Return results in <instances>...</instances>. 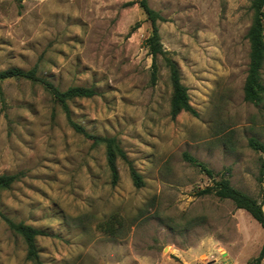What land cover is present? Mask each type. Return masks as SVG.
Listing matches in <instances>:
<instances>
[{
  "label": "rangeland",
  "instance_id": "obj_1",
  "mask_svg": "<svg viewBox=\"0 0 264 264\" xmlns=\"http://www.w3.org/2000/svg\"><path fill=\"white\" fill-rule=\"evenodd\" d=\"M130 1L0 0V71L36 68L62 91L94 88L96 96L69 101L73 121L116 138L144 181L137 188L118 159L112 185L105 147L77 133L40 83L8 79L0 82V175H23L0 191V210L48 234L36 240L44 264H248L264 229L232 201L197 193L225 178L262 199L264 151L249 140L264 145V100L246 102L243 92L253 0H148L166 20L163 47L198 113L176 119L161 57L150 83L151 25L138 4L124 6ZM26 255L0 218V264H32Z\"/></svg>",
  "mask_w": 264,
  "mask_h": 264
},
{
  "label": "trees",
  "instance_id": "obj_2",
  "mask_svg": "<svg viewBox=\"0 0 264 264\" xmlns=\"http://www.w3.org/2000/svg\"><path fill=\"white\" fill-rule=\"evenodd\" d=\"M19 3L21 0H16ZM138 4L145 13L147 20L151 25V33L145 40V45L152 57L150 67V83L155 85L158 80L159 65L158 58L161 57L169 71V79L171 83L172 93L170 100V115L172 119H176L182 112L190 113L193 116H198L197 111L190 103L188 88L182 83L180 69L177 62L170 56L169 52L163 47L159 23L165 22L161 14L154 10L148 0H135L124 4V6H133ZM252 10L254 12L252 25L247 33V38L250 45L249 67L244 85V100L252 104H261L264 100V83L262 81V70L264 67V0H253ZM8 79H25L35 83H40L48 92L51 93L54 100L62 108L66 115L68 124L79 134H82L87 139L92 141L94 146L103 145L105 147L106 163L110 173L111 184L117 185L120 180L119 169L117 165L118 159L125 161L129 167V171L134 185L140 188L144 185L142 175L134 167L129 160L126 152L120 146L119 142L114 137H98L89 134L81 125L73 121L69 101L72 99L92 98L97 92L94 88L85 87H70L67 90H60L52 82L41 78L37 75L36 68L24 70L21 68H10L0 71V82ZM0 96L3 99V93L0 88ZM249 146L257 151H264V145L257 139L251 138ZM184 159L191 165L198 167L205 172L209 177H214V172L210 170L203 162L195 157L184 154ZM23 173L0 175V191L8 190L17 182ZM198 196L214 195L220 199H228L232 201L237 209H241L250 214L254 220L264 229V190L262 199H257L247 195L246 193L234 188L228 179L214 181L212 186H208L197 193ZM0 218L4 220L8 228L15 234L21 236L26 244V258L32 264H44L39 256L36 240L40 236L48 234L38 228L26 225L22 222H15L5 216L0 210ZM108 227L109 233L112 236L117 234L118 229ZM264 244L259 255L251 259L248 264H264Z\"/></svg>",
  "mask_w": 264,
  "mask_h": 264
}]
</instances>
